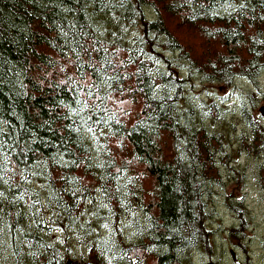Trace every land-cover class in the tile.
Returning a JSON list of instances; mask_svg holds the SVG:
<instances>
[{"label": "trees", "instance_id": "16d2710c", "mask_svg": "<svg viewBox=\"0 0 264 264\" xmlns=\"http://www.w3.org/2000/svg\"><path fill=\"white\" fill-rule=\"evenodd\" d=\"M262 73L264 0H0V261L196 264L218 238L242 248L254 216L233 193L238 160L264 149V127L243 94L195 91L263 94ZM235 111L253 140L236 154ZM253 182L263 204L264 169ZM229 184L236 222L215 230Z\"/></svg>", "mask_w": 264, "mask_h": 264}, {"label": "rangeland", "instance_id": "374dc122", "mask_svg": "<svg viewBox=\"0 0 264 264\" xmlns=\"http://www.w3.org/2000/svg\"><path fill=\"white\" fill-rule=\"evenodd\" d=\"M155 14L153 12H149V18L153 19ZM170 25L174 26L176 23L175 22H170ZM127 32V30H126ZM183 41L186 43H190L194 50L198 53H202V49L204 46L200 43V41L195 37L193 33H191L190 28H185L181 29L179 33ZM135 42H137L135 40ZM134 42V37H133V43ZM157 44V42L155 43ZM149 45H146V48H148ZM156 47V45H154ZM159 51H162V49L159 48ZM170 61H175L176 58H178V54H173V53H167L164 54ZM176 62V61H175ZM160 67L162 70H165L166 72H169V67L167 66L166 63L160 64ZM241 87L243 88V92H245V95L239 96V99L242 103L244 104L248 110V112H254L255 115H253L254 119H258V115L260 114L261 107L263 106L262 103L264 100H262L263 96L262 94L259 93V91L254 87V85L250 82H245L242 81ZM252 90H255V92H252ZM264 89L262 88V91ZM204 91H210L214 93L213 97L214 98H228L227 105L229 102H232V104L237 103L236 101L238 100L237 98H231L232 96V91H230L228 88H224L220 85H204L200 84L198 88L196 89V93L204 92ZM240 91V90H239ZM251 93H254L256 97L250 95ZM201 99H204L199 95L197 100L195 102L197 103L196 105L199 104V101ZM206 104H208L211 99H205ZM196 110L200 111L198 108ZM257 114V115H256ZM234 119H232V116L228 118V122H232L233 125H235V131L231 134L232 139L230 140V144L233 146L232 150L233 153L236 154L238 147L241 146L242 144L244 145V148H249L252 145L253 140L252 139H246L244 135H246L244 132H249L251 129L247 128V125L243 124V121L241 119L243 118L241 112L235 111L233 113ZM262 125L264 127V122H262ZM236 138H238L239 142H237ZM250 145L248 146L247 143ZM259 167V162L254 159V157H249L247 158L246 156H243L241 161H240V166L239 169L241 170H246V182L248 184H254L253 182V176L257 171V168ZM228 170L225 169L223 171V176L225 177L228 175ZM241 179L240 182H243V178ZM236 189L234 190V194H236V197H239L238 192H236L238 189L240 190L242 186H234ZM220 190H217L219 193V197L215 198V213L216 217L212 221L214 223V228L215 230H219L220 227L222 228H231L232 225L235 224L236 222V217L235 214L227 207L226 202H224V196L226 194H229L233 191V187L231 184L227 186L226 189H223L225 191H221V188H218ZM239 194V195H238ZM254 195L250 197L249 200V206L251 207L253 213H254V220L251 225V228L248 229V234H249V241L245 245L244 243L242 244V248H236L233 245V239L232 241L229 242H222L220 238H218V243L216 244L217 252L213 259H209L207 256H199L196 264H209L211 262L216 263V264H264V203L260 204L258 203L255 207L253 205L255 204V199L253 198ZM247 203V202H246ZM220 247H224V250H219ZM7 251L4 252V254ZM0 261V264H10L11 263V258L10 256L4 257ZM4 260V262H2ZM76 261L79 262H88L87 260H80V259H75ZM12 264V263H11Z\"/></svg>", "mask_w": 264, "mask_h": 264}, {"label": "flooded vegetation", "instance_id": "af4514ba", "mask_svg": "<svg viewBox=\"0 0 264 264\" xmlns=\"http://www.w3.org/2000/svg\"><path fill=\"white\" fill-rule=\"evenodd\" d=\"M263 193V189H261L260 186H258L257 183H254V184H249L247 185V188H246V195H247V205L249 206V200H250V197L252 195H254V199H255V204L253 205V207H255L258 203H257V199L259 196H261ZM250 210L252 211L251 207L249 206ZM253 212V211H252ZM253 216H254V213H253Z\"/></svg>", "mask_w": 264, "mask_h": 264}, {"label": "water", "instance_id": "95a60500", "mask_svg": "<svg viewBox=\"0 0 264 264\" xmlns=\"http://www.w3.org/2000/svg\"><path fill=\"white\" fill-rule=\"evenodd\" d=\"M260 112H261V114L264 117V108H262ZM66 264H93V263H91V262L84 263V262H79V261H76V260H69ZM209 264H214V263H209Z\"/></svg>", "mask_w": 264, "mask_h": 264}]
</instances>
